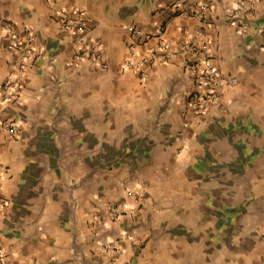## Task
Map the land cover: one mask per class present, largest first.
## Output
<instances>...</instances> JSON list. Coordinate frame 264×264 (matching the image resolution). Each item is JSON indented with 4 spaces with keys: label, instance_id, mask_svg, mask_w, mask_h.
<instances>
[{
    "label": "crops",
    "instance_id": "0c3cea01",
    "mask_svg": "<svg viewBox=\"0 0 264 264\" xmlns=\"http://www.w3.org/2000/svg\"><path fill=\"white\" fill-rule=\"evenodd\" d=\"M239 1L0 0L15 29L0 37V85L18 81L0 101L10 264H264V0L232 23ZM60 9L83 27L65 30ZM26 34L35 58L13 46ZM162 38L178 56L149 51ZM202 45L236 81L198 113L184 60ZM130 56L149 58L143 76Z\"/></svg>",
    "mask_w": 264,
    "mask_h": 264
},
{
    "label": "built area",
    "instance_id": "2783aa9c",
    "mask_svg": "<svg viewBox=\"0 0 264 264\" xmlns=\"http://www.w3.org/2000/svg\"><path fill=\"white\" fill-rule=\"evenodd\" d=\"M247 0H240L236 6H234L229 12V19L232 23L238 21V16L246 8ZM205 8V6H201ZM58 23L67 31L75 32L83 27V14L80 11L75 12L74 15H70L65 9H60L56 15ZM164 23L158 24L148 35L160 36L164 32ZM130 38L132 43H137L141 40V34L134 25L128 27ZM5 32L8 36L12 37L15 34V29L12 23L4 15H0V37ZM195 34L202 37L203 31L196 29ZM24 43L21 45L19 39H15L13 46L19 48L20 54L23 59L35 58L36 54L32 55L31 45L32 37L26 34ZM149 51L153 54L156 52H163L168 57L178 56V51L171 48V41L167 38H162L156 45L152 46ZM84 53H89L88 50H84ZM77 54L76 56H79ZM149 58L145 57H127L124 60V66L138 72L140 76L144 75V66ZM185 65L191 71V84L189 92L186 95L187 103L189 106L198 113H205L210 106L218 102L221 98L223 89L229 84L236 81L235 77L229 79L223 77L218 68L213 62L209 48L205 45L197 48H192L189 56L185 58ZM19 70L23 69V66L18 67ZM18 81L14 79H7L0 85V101L7 102L15 100L17 97ZM5 130L9 134L15 133V127L12 123L5 125ZM111 212L113 216L118 217L125 211L112 207ZM103 246L108 250H114V247L110 242H103ZM0 264H10L5 257L4 250L0 246Z\"/></svg>",
    "mask_w": 264,
    "mask_h": 264
}]
</instances>
